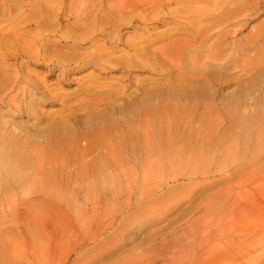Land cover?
I'll return each mask as SVG.
<instances>
[{
	"label": "rangeland",
	"instance_id": "rangeland-1",
	"mask_svg": "<svg viewBox=\"0 0 264 264\" xmlns=\"http://www.w3.org/2000/svg\"><path fill=\"white\" fill-rule=\"evenodd\" d=\"M105 1L0 0V264H264V0L208 8L242 4L238 21L174 20L169 3L119 16L118 39L80 36ZM195 30L182 65L126 68L131 44ZM171 85L179 95L142 98L164 115L123 109ZM102 142L129 161L105 164Z\"/></svg>",
	"mask_w": 264,
	"mask_h": 264
},
{
	"label": "bare ground",
	"instance_id": "bare-ground-1",
	"mask_svg": "<svg viewBox=\"0 0 264 264\" xmlns=\"http://www.w3.org/2000/svg\"><path fill=\"white\" fill-rule=\"evenodd\" d=\"M213 1L214 0H106L105 2H104V4L102 5V7L101 8H98V9H96V12L95 11H93L92 12V9H89L92 13H90V14H87V17H91V18H94V19H90V18H88V19H86V15L84 14V16L83 17H81L80 19V21H82L81 23H80V21L79 22H77L76 21V23L77 24H74V25H78L79 23H80V25H82V26H80V27H82L83 29H85V31H84V33H81V31L79 30L78 31V35L80 34V36L81 35H86L87 33H88V35L90 34V33H93V32H98L99 34L100 33H103V34H101L102 36H105V37H109L110 35H112V36H114V38L115 39H118V37H119V35H120V33H119V26L122 24V23H124V20L122 19V18H120V20L118 19V17L119 16H125V15H127L126 13H128V14H134V10H139V17L140 18H144V16H147V14H148V12L149 11H151L152 9H158V8H164L165 6L167 7V5L166 4H169V3H175V6H173L172 7V9L168 12V14H167V16H169V17H172V18H174V20H175V18L176 19H178V20H188V19H191L192 21H193V19H195L197 16H199L200 17V19H201V16H207V17H209V15H210V13L209 12H211V15H214L215 13H216V11H215V13L214 14H212V11H209V7H211V5H212V3H213ZM231 1H234V0H218L217 2H218V6L220 7V6H222V5H227V3H229V2H231ZM239 1V0H238ZM243 2H245L244 0L242 1V3ZM211 3V4H210ZM214 3L216 4V2L214 1ZM214 3H213V5H214ZM244 4H246V3H244ZM248 4H250V3H248ZM212 5V6H213ZM231 5V4H230ZM233 5V4H232ZM216 6V5H215ZM189 7L191 8V7H195V8H193V9H189ZM218 7V8H219ZM81 8V7H80ZM168 8V7H167ZM215 8V7H214ZM217 8V7H216ZM218 8H217V10H218ZM221 8V7H220ZM224 8V7H223ZM222 8V9H223ZM224 9H226V8H224ZM81 10H83V9H81ZM210 10H211V8H210ZM214 10H216V9H214ZM221 10V9H220ZM88 11V10H87ZM78 12V14L80 13V10H78L77 11ZM89 12V11H88ZM88 12H86V13H88ZM104 13V15H103V18L102 17H100V18H98L97 17V15L100 13V15H101V13ZM244 12H245V10H244V7H243V5L241 4V5H239L238 7H235L234 6V8L232 9V10H230V8H229V11H221V13H220V16L218 15L219 14V12H217L218 14H215L214 16H216V17H220L222 20H223V22H226V21H233V20H235V21H238L240 18H241V16L244 14ZM102 13V14H103ZM209 14V15H208ZM81 15V14H80ZM211 15H210V17H211ZM218 15V16H217ZM99 16V15H98ZM79 17V16H78ZM85 17V18H84ZM85 19V21H84V19ZM102 18V19H101ZM198 19V18H197ZM204 18L202 17V20H203ZM169 20V19H168ZM219 20V19H218ZM171 21H173V20H171ZM184 21H183V24H185L184 23ZM167 22V21H166ZM180 22H181V24H180ZM180 22H177L176 23V27L174 28V29H176V31H178V30H180L179 28H181V25H183L182 24V21H180ZM188 22V21H187ZM190 22V21H189ZM223 22H221V23H223ZM188 24V23H187ZM74 25L72 26V28L74 27ZM186 25V24H185ZM192 25H194V24H192ZM71 26V25H70ZM138 27V26H137ZM185 27V26H184ZM184 27H182V28H184ZM190 27V26H189ZM195 27V26H194ZM70 28V27H69ZM110 28H112L110 31H109V29ZM191 28V27H190ZM197 28V27H196ZM74 29V28H73ZM192 29H193V26H192ZM72 30V29H71ZM82 30V29H81ZM106 30H108L107 31V33H104V31H106ZM205 30V29H204ZM196 31V30H195ZM201 31V30H200ZM200 31H196L195 33H193L192 34V36L191 37H189V36H187L186 35V37H178L177 39H173V40H169V41H164V43L162 44L161 43V45H157L156 47H153L152 49H149V48H147V47H144V45H142V46H138L136 43H133V44H131L130 45V47H132L135 51H136V57H137V60L135 59V61H133L132 62V59H131V62L129 61V59L126 61L125 60V62H124V64H125V66H126V68H130V67H145L146 66V63L147 62H149L152 58H157V61H159L160 59H161V57L160 56H163L162 57V60L161 61H163L165 58V60H170L171 62H169V63H175V64H178V65H182V63H183V53H186V50H190V49H193L192 48V46H193V42H194V40H196V36L197 35H199V36H201L200 34H202ZM222 32H223V30H221ZM80 32V33H79ZM178 33V32H177ZM197 33V34H196ZM205 33V32H204ZM219 33H220V31H219ZM175 34V33H174ZM195 34H196V36H195ZM92 35V34H91ZM95 35V34H94ZM166 35V34H165ZM204 35V34H203ZM206 35H207V33H206ZM209 35V34H208ZM222 35V34H221ZM77 36V35H76ZM99 36V35H98ZM174 36V35H173ZM217 36H219V35H217ZM226 36L228 37V35L226 34ZM111 37V36H110ZM109 37V38H110ZM163 37V36H162ZM161 37V38H162ZM222 37H224L223 35H222ZM78 38V37H77ZM91 38V37H90ZM101 38V37H100ZM108 38V39H109ZM139 38V37H138ZM149 38V37H148ZM158 38V37H157ZM168 38H172L171 37V35H170V37H168ZM176 38V37H175ZM207 38V37H206ZM221 38V37H220ZM226 38V37H225ZM98 39V38H97ZM141 39V38H140ZM154 39H155V37H154ZM154 39L153 38H150L149 40H148V42L150 43V44H153V43H155L154 42ZM158 39H160V38H158ZM157 39V40H158ZM201 39H203V38H201ZM219 39V38H218ZM162 40V39H161ZM205 40V39H204ZM223 40V39H222ZM225 40V39H224ZM77 41V40H76ZM89 41V40H88ZM163 42V41H162ZM203 42V41H202ZM92 43V42H91ZM138 43V42H137ZM194 44H196V42H194ZM42 45H44V44H42ZM67 45V44H66ZM79 45V44H78ZM98 45V44H97ZM118 45L119 44H116L115 43V45L113 46L114 48H117L118 47ZM199 44H196V46H198ZM35 46V45H34ZM39 46V45H38ZM29 47H31V46H29ZM33 47V46H32ZM31 47V48H32ZM44 47H46V46H44ZM100 47V45L99 46H96V49H95V52H97V55H99V58L101 57V56H104V53H106V52H104V50L103 49H101V47ZM136 47V48H135ZM103 48H105V47H103ZM42 49V48H41ZM196 49V48H195ZM198 49V48H197ZM196 49V50H197ZM200 49V48H199ZM97 50V51H96ZM194 50V49H193ZM47 51V50H46ZM106 51V50H105ZM43 52V51H42ZM188 52V51H187ZM134 53H133V55H134ZM94 54V52L92 53V55ZM39 55V54H38ZM133 55H132V57H133ZM185 55V54H184ZM43 56V55H42ZM95 56V55H94ZM93 56V57H94ZM166 56V57H165ZM96 57V56H95ZM107 58L108 57V59L110 60L111 58H110V56H104V58ZM128 57V56H127ZM130 57V56H129ZM136 57H133V59L134 58H136ZM184 57H186V56H184ZM84 58V57H83ZM91 58V57H90ZM105 58V59H106ZM158 58H160L159 60H158ZM164 58V59H163ZM94 58H92V59H89L90 61L91 60H93ZM115 59L116 60H118L116 57H115ZM123 59V58H122ZM45 60V59H44ZM112 60H113V58H112ZM108 61V63L110 62V64H112L113 63V61ZM115 60V61H116ZM118 62V61H117ZM161 63V62H160ZM20 64V63H19ZM21 64H22V62H21ZM115 64V63H114ZM113 65V64H112ZM117 64H115V66H116ZM119 65V64H118ZM123 65V64H122ZM177 65V66H178ZM174 66V65H173ZM184 67V66H183ZM188 68V67H187ZM128 71V70H127ZM131 71V70H130ZM29 72V71H28ZM130 74V73H129ZM187 74V73H186ZM63 76H66V75H63ZM184 77V76H183ZM185 77H188V76H185ZM28 78V77H27ZM63 80V79H62ZM62 80H61V82H62ZM65 80V79H64ZM26 81V80H25ZM29 82V81H28ZM30 83V82H29ZM36 85V84H35ZM36 87H37V85H36ZM139 87V86H138ZM142 87V86H141ZM143 88V87H142ZM145 88V87H144ZM176 86H173V85H171V86H168V88H166V89H162V88H153L154 90H151L150 88H147V89H141V88H138V90H143V95L142 96H140L139 98H135L134 100H132L131 102H127V104H125L124 106H123V109H132L133 107H135V106H137L138 104L140 105V103H142V104H144L145 105V107H144V109H143V107H142V109H140L139 108V110L138 111H136L137 112V116L141 119H143V117L145 116H152L153 117V114L154 113H159V114H163V110H165L163 107V103H161V104H157L155 107L153 106V108H150L151 107V105H150V107H148V104L146 103V101L145 100H143L142 98H144V99H148V101L151 99V98H153L154 99V97L156 98V97H161V96H164V95H168V96H174L175 97V95L177 94V92H176ZM194 88H196V86L194 87V86H192V87H189V88H187V89H185L184 90V93H186V95H188V96H196V92L201 88H199L197 91L195 90V93H188L189 91L191 92L192 90H194ZM178 89V88H177ZM190 89H192V90H190ZM179 90V89H178ZM177 90V91H178ZM125 91V90H124ZM180 91H182V90H180ZM201 91H202V89H201ZM179 92V91H178ZM133 95V94H132ZM177 95H179V94H177ZM185 95V94H184ZM183 95V96H184ZM187 97V96H186ZM178 98V97H177ZM129 100V99H128ZM152 100V99H151ZM150 100V101H151ZM125 101V100H124ZM147 101V102H148ZM161 102V101H160ZM141 104V105H142ZM163 106V107H162ZM159 108V112H157V109ZM163 109H162V108ZM137 108V107H136ZM165 108H168V106L166 107L165 106ZM129 109V110H130ZM134 109V108H133ZM132 109V110H133ZM135 110V109H134ZM137 110V109H136ZM167 110V109H166ZM169 110V109H168ZM170 111V110H169ZM169 111H165L167 114H170L169 113ZM125 112H126V110H125ZM160 112H162V113H160ZM164 112V113H165ZM150 113H153V114H150ZM164 115V114H163ZM166 115V114H165ZM169 116V115H168ZM144 117V118H145ZM151 117V118H152ZM163 117V116H162ZM150 118V117H149ZM148 118V119H149ZM100 120V119H99ZM108 120H109V118H108ZM96 121V120H95ZM144 121V120H143ZM103 124H105V122L104 123H102L101 125H103ZM142 124H144L143 122L141 123V125H140V129H142V128H144V126L142 125ZM56 125H58V124H56ZM61 125V124H60ZM145 125V124H144ZM58 128H60L61 126H57ZM95 127V126H94ZM93 127V128H94ZM97 127V126H96ZM109 127V126H108ZM98 128V127H97ZM110 128H112V127H110ZM115 128V127H114ZM145 128H146V126H145ZM126 129V128H125ZM93 130H95V128L93 129ZM98 130H100V129H98ZM115 130V129H114ZM147 130V129H146ZM64 131V130H63ZM102 131V130H101ZM100 131V132H101ZM129 131H130V129H129ZM140 131V130H139ZM141 131H143V129L141 130ZM95 132V131H94ZM99 132V133H100ZM103 132V131H102ZM101 132V133H102ZM109 132V131H108ZM115 132H117V131H115ZM145 132V129H144V131H143V133ZM57 133V132H56ZM55 133V134H56ZM101 133H100V137H101ZM117 133H119V132H117ZM142 133V132H141ZM50 134V136H51V133H49ZM54 134V133H53ZM58 134V133H57ZM56 134V135H57ZM107 134V133H106ZM109 134V133H108ZM120 134V133H119ZM128 134V133H127ZM145 134H146V132H145ZM122 134H120L119 135V137L121 136ZM54 136V135H53ZM62 136V135H61ZM108 136V135H107ZM114 136V135H113ZM98 137V136H97ZM103 137H105L106 138V136H103ZM49 138V140L51 139V137H48ZM55 138H56V136H55ZM58 138V139H57ZM57 140L59 141V137H58V135H57ZM104 138V139H105ZM112 138V137H111ZM117 138V137H116ZM121 138V137H120ZM56 139H55V141H56ZM62 140V139H61ZM60 140V141H61ZM69 140V139H68ZM66 141L67 143L69 142V141ZM54 141V140H53ZM108 140L106 139V142H107ZM110 141V140H109ZM109 141H108V143H109ZM123 141V140H122ZM50 143H51V141H49ZM71 142V141H70ZM103 142H105V140L103 141ZM102 142V143H103ZM125 142V141H124ZM53 143V142H52ZM56 143H57V141H56ZM53 144H55V142L53 143ZM63 145H64V143H62ZM49 146H51L50 144H48ZM57 145V144H56ZM92 146V145H91ZM102 148H105L106 149V156L104 157V163L105 164H108V165H114V164H116V165H125L129 160L127 159V158H125L124 156H120V155H117L116 153H115V150L114 149H112V146L110 147V146H107L106 145V143H103L102 145H100ZM65 147V146H64ZM47 148V146L45 147V149ZM51 148H52V146H51ZM53 148H54V145H53ZM57 148V147H56ZM59 148V147H58ZM118 148H120V147H118ZM44 149V148H43ZM42 149V150H43ZM44 149V150H45ZM43 150V151H44ZM51 150V149H50ZM55 150V149H54ZM53 150V151H54ZM52 151V150H51ZM51 151H48V152H50V154H52L51 153ZM56 151V150H55ZM55 151L53 152V154H55ZM46 152H47V149H46ZM45 153V152H44ZM57 153H58V151H57ZM38 154H40V153H38ZM45 155V154H44ZM49 154H47L46 155V157L48 156ZM105 155V154H104ZM39 157H43V155H41L40 154V156ZM39 157H38V160H39ZM36 158H37V156H36ZM49 157H47V158H45L46 159V161H45V159H44V161H45V163L43 164V166L45 165V164H48V163H46L47 161L48 162H50L51 163V160L49 161V160H47ZM51 158V157H50ZM91 159H93V158H91ZM147 159V158H146ZM40 160H42V159H40ZM55 161V160H54ZM90 161V160H89ZM35 162H37V161H35ZM38 163L39 162H37V167H38ZM42 165V163L40 162L39 163V165ZM85 164L87 165V163L85 162ZM40 165V166H41ZM39 166V167H40ZM94 166V165H93ZM92 166V167H93ZM37 170H38V168H37ZM95 170V169H94ZM226 202V201H225ZM236 202V200L234 199V198H232L231 200H230V203L228 204L229 206H232L234 203ZM263 220V219H262ZM263 222V221H262ZM261 224V223H260ZM261 225H264V222L261 224ZM261 225H260V227H261ZM263 227V226H262ZM261 227V228H262ZM228 233V232H227ZM194 237V236H193ZM190 238H192V237H190ZM229 239H230V237H228ZM209 235H206L205 237H203L202 238V241H204V242H207V241H209ZM194 241H196V238L194 237L193 239H192V241L190 240V242H194ZM199 241H201L200 239H199ZM184 249V248H183ZM183 251V250H182ZM181 251V252H182ZM226 253H228L229 255L230 254H232V253H234V252H232V250L231 251H229L228 252V250H225L224 252H222V253H214V255H213V259H211V260H214L215 261V259L214 258H218V257H220V256H223V255H225ZM236 253V252H235ZM242 254V253H241ZM246 254V253H245ZM249 257V256H248ZM212 258V257H211ZM247 259V258H246ZM184 260V259H183ZM182 260V261H183ZM190 262V261H189ZM180 264H188V262L187 261H183V263H180Z\"/></svg>",
	"mask_w": 264,
	"mask_h": 264
}]
</instances>
